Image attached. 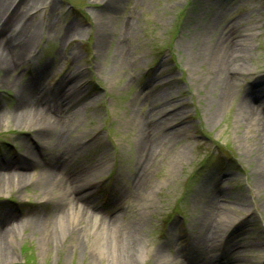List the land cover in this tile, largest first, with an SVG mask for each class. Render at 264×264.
Here are the masks:
<instances>
[{
    "label": "rangeland",
    "instance_id": "374dc122",
    "mask_svg": "<svg viewBox=\"0 0 264 264\" xmlns=\"http://www.w3.org/2000/svg\"><path fill=\"white\" fill-rule=\"evenodd\" d=\"M1 28L0 264H163L181 239L190 264H264V0H4ZM46 162L85 185L76 222Z\"/></svg>",
    "mask_w": 264,
    "mask_h": 264
},
{
    "label": "bare ground",
    "instance_id": "6f19581e",
    "mask_svg": "<svg viewBox=\"0 0 264 264\" xmlns=\"http://www.w3.org/2000/svg\"><path fill=\"white\" fill-rule=\"evenodd\" d=\"M3 1L4 0H0V7H1V4H2ZM15 15H17V14L16 13L13 14V18H12L13 20H16V18L14 17ZM1 30H2V28L0 29V31ZM216 43H217L216 50L218 52H220V54L223 56V59L226 61L225 63H227V65H230L231 64L230 66H228V70H232L233 71L234 69L231 66H232V61H234L233 60V55L236 52V48H234L235 47V43H233V42L227 43V40H217ZM22 46H25L26 47V43H23ZM0 52L2 53L1 49H0ZM6 55L7 54H5V56ZM238 71L240 72V70H238ZM72 78H73V76H72ZM65 82H66V80L63 81L62 86L65 85ZM256 87H255L254 90L261 92V88H256ZM27 92H28L27 95L29 97L30 96L29 90ZM62 94H64V93H62ZM224 95H225L226 98L230 97L229 92H227V93L225 92ZM253 96L256 97V99H259V98H262L264 96V94H259L258 95V93H255ZM28 97H27V100L25 101V103L23 105H22V103L20 104V106H23L22 109L25 112L36 113L37 111H39V113H44V108H46V107L41 104V102H42L43 99L42 98H39L38 96L36 97L34 95H32L29 98ZM23 100H24V97H23ZM240 105L241 106H246L245 103H243V102ZM247 108H248L247 111L249 110V113L250 114L254 111L252 106L251 107H247ZM54 111L59 112L57 105L53 107V112ZM55 114L57 116H55V119L52 120V123L54 125H57L59 127H62L63 126V123H62V119H61L60 115H58V113H56V112H55ZM261 121L264 122V119L262 118ZM157 124L158 125L164 124V120L163 121H160V122L158 121ZM62 131H63V128H61L60 130L57 129V131H56L57 133L55 135L57 136V142L63 137L62 136L63 135V132ZM149 136H151L150 130L149 129H145L143 131V136H142V139H141V146L142 145H145L146 146L145 147L146 149L147 148L150 149L152 147V145H153L151 143V140L149 139ZM45 164H46V167H49L50 166L49 163H47V162ZM55 168H56V166H54V165L51 166V167H49L48 173L50 174L49 176L52 175V178L54 179V184H56L57 187H59V190L62 191V193H61L62 196L61 197L63 198L64 204L67 206V208L64 209V214L63 215H65L68 218V221H71L72 220L73 222H76L79 219V216H83V212L81 211V209L79 208V206H77L76 204H73V200L75 201L77 198L74 197V196H72V198H71V193L77 191V193L81 195L80 198H84L85 197V194H86L85 193V185L80 183V181H82V180H80V176H79V179H78L79 181L77 180L78 181L77 182V185L76 184L75 185L73 184V186L71 187V190L69 189L70 190V193L68 192L69 191L68 188H67L68 191H64L63 190V186L65 184L67 185V181L69 180V177L63 175L62 173L60 174L59 172H57V170ZM144 168L145 167H143V171H144ZM0 170L1 171L2 170L5 171V168H1ZM59 174L60 175H63V176H60ZM3 175H4L3 177H8V175H6V174H3ZM0 177H1V175H0ZM213 196H212V193H211L210 194V198L213 197ZM80 198L78 197V199H80ZM211 199H213V198H211ZM223 215L224 214H222V212L221 213H217L216 211H212V210H210V211L207 212V217L208 218H211V220H213V221H214V219H218L219 220V218L221 216H223ZM212 218H214V219H212ZM95 224H96V218L94 217V220H93V223H92V228L93 229L96 228V225ZM101 227H98L97 228L98 230H96V231H100ZM5 232H6L5 229L0 226V233L6 234ZM185 233L186 232H183V234H185ZM220 239H221V233L218 230H215L213 228H210V230L208 231V227H207L205 229L204 233L203 232L201 233V236H200V239H199L200 242H201V244H202V247H203L202 248L203 249L202 250L203 251L202 254H204V253L206 254L205 251L207 250L208 244H209L210 247H213L215 245V243H217L218 241H220ZM178 246H179L178 247V250L175 249L174 252H172V255H173V258L171 260L172 262H168L167 258L168 259L171 258L170 257L171 254L168 253L163 247H160V249L156 250L154 255H155V257L157 259L162 260L163 264H167V263L168 264H187V263L190 264V260H187V259H189L188 258L189 257V253L191 252L190 247H187L183 251L184 252V256H182L183 258H181L182 250L185 247L184 240L183 239H181L180 245H178ZM103 248L104 247H102L101 249H103ZM260 248L264 252V247H260ZM177 253H179V255H180V258L179 259H177L178 258ZM137 254L141 258H143L144 256H145L144 258H146L147 257V250H140L139 249V251L137 252ZM193 254L195 256H197V257L199 255V253H197V252H195ZM262 257H263V260H264V255H262ZM203 258H204V260H200V259H197V261L194 260L193 261V264H212V258H210V260H209V258H208L207 255L204 256ZM244 263L247 264V262H244Z\"/></svg>",
    "mask_w": 264,
    "mask_h": 264
}]
</instances>
